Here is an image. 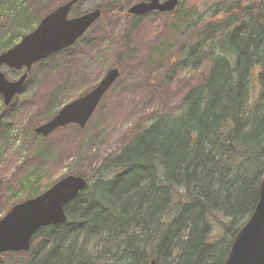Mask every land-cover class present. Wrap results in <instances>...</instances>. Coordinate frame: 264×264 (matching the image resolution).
Returning <instances> with one entry per match:
<instances>
[{
	"label": "trees",
	"instance_id": "trees-1",
	"mask_svg": "<svg viewBox=\"0 0 264 264\" xmlns=\"http://www.w3.org/2000/svg\"><path fill=\"white\" fill-rule=\"evenodd\" d=\"M131 1L101 6L125 18L123 28L104 27L97 38L119 33L120 56L146 17L159 13H129ZM43 5L31 15L29 5L17 8L15 17H39ZM222 13L198 20L182 47L161 60L171 71L205 58L201 79L174 110L131 130L120 151L83 174L89 186L67 205L68 221L34 235L41 247L28 264H223L264 176V0H235ZM55 101L45 120L62 107ZM30 187L29 194L40 192Z\"/></svg>",
	"mask_w": 264,
	"mask_h": 264
},
{
	"label": "rangeland",
	"instance_id": "rangeland-1",
	"mask_svg": "<svg viewBox=\"0 0 264 264\" xmlns=\"http://www.w3.org/2000/svg\"><path fill=\"white\" fill-rule=\"evenodd\" d=\"M13 1L16 4L0 0V53L20 42L36 29L48 11L68 0ZM38 1L49 6L41 16L33 15L26 21L15 17L16 9L27 5L31 15ZM111 1L78 0L68 16H81ZM136 1L139 0L131 2ZM234 1L180 0L182 5L180 9L176 7L177 13L150 14L137 32L127 39L128 52L121 56L119 33L111 34L112 37L105 35L100 40L97 38L104 27L111 33L114 28H123L125 18L103 12L75 44L34 64L28 72L24 89L8 105L0 95V219L14 204L44 192L58 179L96 169L105 157L120 151L131 130L180 105L184 93L201 79V73L207 68V59L197 61L193 57L181 70L171 71L161 60L182 47L198 20H209L214 13L223 16L224 5ZM8 39L11 42L7 45H10L1 50L2 42ZM114 66H119L121 74L85 127L68 124L49 135L35 131L34 127L47 117L46 104L50 98L57 99L55 105L63 106V103L93 89ZM0 69L10 80H17L23 71L7 63ZM250 85L253 99L258 92L254 78ZM9 124L11 130L4 132ZM33 183L40 188L35 195L28 191ZM41 241L32 243L27 253L3 254L0 264H28L41 247ZM96 243L97 239H93L89 245L94 251Z\"/></svg>",
	"mask_w": 264,
	"mask_h": 264
},
{
	"label": "water",
	"instance_id": "water-1",
	"mask_svg": "<svg viewBox=\"0 0 264 264\" xmlns=\"http://www.w3.org/2000/svg\"><path fill=\"white\" fill-rule=\"evenodd\" d=\"M76 1L59 4L43 16L36 29L0 53V67L6 63L16 69L27 67L18 80H10L0 69V94L4 96L6 104L24 89L28 69L35 62L75 43L102 16L101 7H96L81 16L69 18L68 14ZM179 4L180 0H139L128 7V12L135 15L158 10L169 12ZM120 73L119 66L109 68L93 89L65 103L53 118L35 126L36 132L49 135L56 128L69 123L85 127ZM260 184L255 209L235 234L223 264H264V176ZM88 185L89 180L85 176L68 174L44 192L14 204L0 219V255L7 251L25 252L31 247L38 230L46 225L66 223L67 205ZM151 264H156L155 260Z\"/></svg>",
	"mask_w": 264,
	"mask_h": 264
}]
</instances>
